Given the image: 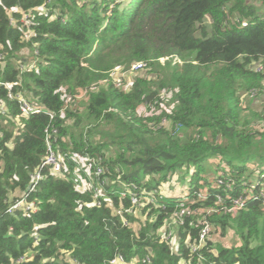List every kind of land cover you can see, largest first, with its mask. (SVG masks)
<instances>
[{
	"label": "trees",
	"instance_id": "trees-1",
	"mask_svg": "<svg viewBox=\"0 0 264 264\" xmlns=\"http://www.w3.org/2000/svg\"><path fill=\"white\" fill-rule=\"evenodd\" d=\"M0 55V81L57 113L56 149L64 157L60 173L43 167L28 191L46 156L48 116H21L17 101L7 96L9 88L0 85V104L7 110L0 111V264H108L118 252L127 264H264V169L259 167L256 183L246 175L251 159L264 161V128L251 126L264 116L254 111L245 116L240 104L242 92L264 88V0H0ZM165 56L180 61L161 64ZM136 61L146 62L155 77H134L128 90L101 86L89 92L83 111L77 103L59 116L63 94ZM167 91L174 101L168 110L161 108L160 96ZM163 117L167 127L155 128ZM77 153L102 157L108 170V200L100 206L91 204V188L77 187ZM217 157L228 167L218 173L223 184L207 185L202 173ZM183 166L190 173L187 190L204 188L209 197L190 205L197 213L185 218L174 237L164 239L159 231L175 208L173 196L160 201L165 209L143 208L137 230L135 214L127 216L130 225L121 224L113 211L129 200L119 197L120 183H110L116 175L121 182L157 189ZM248 190L260 197L234 215L207 216L212 230L224 234L230 227L241 244L222 246L207 237L197 252L190 251L200 210L216 206L217 196L229 204ZM24 193L36 209L7 212Z\"/></svg>",
	"mask_w": 264,
	"mask_h": 264
},
{
	"label": "built area",
	"instance_id": "built-area-1",
	"mask_svg": "<svg viewBox=\"0 0 264 264\" xmlns=\"http://www.w3.org/2000/svg\"><path fill=\"white\" fill-rule=\"evenodd\" d=\"M26 18V16H25ZM26 21V19H25ZM242 24H245V22H242ZM1 58V55H0ZM165 59H169L168 56L164 57ZM174 60L180 61L177 57L173 56ZM164 62V61H163ZM147 63L144 61H136L130 64L127 68H120L115 67L111 70H109L105 77H103L101 80L97 82H93L89 84L88 86L79 88L74 94H63L64 98V105L59 111V116L62 118L64 117L65 110L68 107L75 108L77 106L78 101L80 100H86L89 92L95 91L99 89L101 86H107L109 83H113V85L117 88H121L123 90H128L129 86H125L129 80V84L132 81L131 76L146 68ZM256 70H260L261 66H256ZM126 82V83H125ZM0 85H4L6 88H9L7 96L10 99H15L18 104V108L20 110V115L24 117H28L31 114L44 112L48 116V123L43 129L44 133V141L46 144L47 152L46 156L43 158L39 168L34 172V174L31 176V187L29 190H34L36 183L39 179H41L40 170L45 167L49 166L51 171L54 174H58L61 172L62 169V162L63 158L59 151L56 149L57 146V134H58V128L54 124L56 112L54 111H47L46 109L42 108L39 105H36L32 102H30L25 96H23L20 93H12L10 91V84L3 83L0 81ZM168 110V108H166ZM0 111L3 113H6V108L3 103L0 104ZM17 122H19V118L17 117ZM169 124V120H167L166 117L161 118L156 127L164 126L167 127ZM21 125V124H20ZM181 127L180 123H176L174 127V131L177 132ZM66 153H64L65 155ZM75 156L73 159L77 161L79 164L75 167V175L78 179L77 187L81 188L82 190L91 188V204L100 206L102 203V200H108L107 197V190L106 185L109 183V179L107 177V168L102 165V157L99 156H82L77 154H74ZM66 157V156H65ZM85 172V173H84ZM222 175V173H220ZM230 181V179H228ZM118 182L121 184L122 188L118 191V195L120 198H127L129 200V203L127 206L122 207L119 206L116 209H114L113 214L118 216L120 222L122 225H130V222L127 218L128 215L135 214L136 210L142 211L143 208H149L150 205L158 206L161 209H165L166 206L164 203L160 202L162 199L168 196H175L174 193H163L162 191L158 189H146V188H140L135 183H127V182H121L120 176L116 175L114 180H111L110 183ZM215 182L217 185L223 184L222 176L217 175L215 178ZM230 182L227 183V187H229ZM254 186V185H253ZM251 186V187H253ZM186 192L179 195V197L176 199L175 202V208L170 214L168 218L165 219L164 224L162 225L163 230L160 231L162 238L168 239L171 237H174L175 230L179 225L184 224L186 217H192L195 213V209H193L190 205L196 203L197 201H201L209 197V192H207L206 189L201 190H194L189 192L187 189ZM248 190L247 193H245L243 196H239L234 199L229 200L228 203H224V201L221 199L220 196H217L216 200V206L208 207L205 210H200V214L203 216L200 220L201 226L198 231V235L196 237V240L189 244V249L192 252H197L205 243V240L207 239L210 231L212 230V223L208 219V215L213 214L214 212H222L225 214L234 215L238 210L244 208L245 203L249 199H257L260 196L263 198L262 204L264 206V189L260 190V196H252V194L249 193ZM26 193L21 195L19 198L14 199L10 202L7 208V212H12L16 208H24L26 210H32L34 211L36 207L34 206V202H25ZM191 224V222H190ZM161 227V228H162ZM189 236L186 237V241L188 240ZM199 258L201 256L199 255ZM150 257L145 256L142 261H149ZM134 260L128 262L129 264H132ZM108 264H127L124 256L121 253H115L109 260Z\"/></svg>",
	"mask_w": 264,
	"mask_h": 264
},
{
	"label": "rangeland",
	"instance_id": "rangeland-1",
	"mask_svg": "<svg viewBox=\"0 0 264 264\" xmlns=\"http://www.w3.org/2000/svg\"><path fill=\"white\" fill-rule=\"evenodd\" d=\"M253 2L256 0H252ZM29 52L27 50H25V52L22 54V56H24L27 60L24 61V64H29L31 63V57L28 56ZM29 59V61H28ZM169 59H173V58H169ZM166 59L164 57H160L159 58V62L161 64H163ZM175 61V60H174ZM23 64V65H24ZM256 66H261L259 64L254 65V69ZM149 71H148V70ZM146 73L149 74L148 77L150 78H154L155 75L154 73L150 70V67L147 66L146 68L136 72L133 77L131 76L132 79H134V77L137 76H146ZM130 82V80H129ZM129 82L125 85V86H130ZM126 83V82H125ZM160 96L162 98L161 101V108H172L174 105V101H173V97L170 94L169 91L165 92H160ZM255 98V99H253ZM253 99V101H255V103H250L248 102V100ZM87 100H80L78 101L79 106V110L83 111L84 110V106L86 104ZM240 104L243 108V112L245 116H249L250 111H254L258 114H262L264 116V88L261 89L260 91L258 90H249L247 92H242L240 94ZM139 112H144V107L141 106L138 109ZM252 119V118H251ZM252 128L254 130H259L262 131L264 128V120H258V119H253L252 124H251ZM181 131V128L177 131V133H179ZM99 135H95L94 138H98ZM109 154H112L113 152L111 150L108 151ZM257 159V158H256ZM251 159L247 164V171L249 172V174H246L249 176V179L252 181L251 183H256L257 181H260V172H259V167H262L264 169V161H260L259 159ZM219 161V157L217 158H210L206 163V167L204 172L202 173V175L206 178L208 184L207 185H212L215 183V178L218 175V173L220 172V169H228V167H226L225 164L221 163H217ZM256 165V167H255ZM189 175L190 173L186 172L184 166L180 171H176L174 173H170L165 181H162L159 185V187L157 188L158 190L162 191L163 193H174L175 194V198L177 199L179 197L180 194L186 192L185 190L188 188V181H189ZM262 183V187L261 189H264V178L261 180ZM136 217H140V219H135V225L133 226V228L135 230H137L140 225V222L143 221V218L145 217V214L142 215V211L136 210L135 211V216ZM139 220V221H137ZM133 223V222H132ZM160 231L163 230V227L159 229ZM208 238L210 240H212L213 242H218L219 244H221L222 246H227V247H231V246H239L241 244V240L240 238L235 234V232L233 231L232 228L227 227L224 234H222L220 231H218L215 227L213 228L212 232L209 233ZM175 245V240L173 239L172 241V247L174 248Z\"/></svg>",
	"mask_w": 264,
	"mask_h": 264
},
{
	"label": "crops",
	"instance_id": "crops-1",
	"mask_svg": "<svg viewBox=\"0 0 264 264\" xmlns=\"http://www.w3.org/2000/svg\"><path fill=\"white\" fill-rule=\"evenodd\" d=\"M253 99H255V98H253ZM253 99L248 100V102L250 103V101H251L252 104L255 103V101H253Z\"/></svg>",
	"mask_w": 264,
	"mask_h": 264
},
{
	"label": "water",
	"instance_id": "water-1",
	"mask_svg": "<svg viewBox=\"0 0 264 264\" xmlns=\"http://www.w3.org/2000/svg\"><path fill=\"white\" fill-rule=\"evenodd\" d=\"M30 187H31V183L28 184L27 189H29Z\"/></svg>",
	"mask_w": 264,
	"mask_h": 264
}]
</instances>
